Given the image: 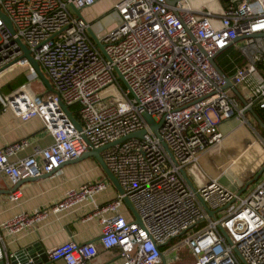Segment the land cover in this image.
<instances>
[{
	"label": "built area",
	"instance_id": "1",
	"mask_svg": "<svg viewBox=\"0 0 264 264\" xmlns=\"http://www.w3.org/2000/svg\"><path fill=\"white\" fill-rule=\"evenodd\" d=\"M99 1L0 0L14 32L0 17V76L24 72L27 81L35 77L42 84L21 44L53 89L37 95L26 82L1 99L3 110L16 118L40 119L53 142L16 162L9 158L26 148L27 140L0 147V175L16 186L56 173L88 146L98 149L144 131L101 153L123 190L93 212L101 225L98 244L119 251L115 264H160L174 252L171 261L186 264H264V179L246 193L216 179L192 188L181 173L222 142L221 120L243 117L249 108L264 110V36L249 37L264 33V0H226L219 15L206 6L192 9L185 0H116L111 11L118 24L95 34L93 23L77 18L74 10L82 14ZM229 48L238 55L228 78L244 104L212 64ZM107 89L115 95H103ZM58 100L68 109L77 107L80 130ZM108 185L106 177L86 183L0 223V245L2 234L34 230L50 214L92 202ZM20 197L18 189L9 195L13 202ZM123 197L140 225L121 214ZM97 253L94 243L69 240L38 249L25 264H37L41 255L50 262L89 264ZM3 257L5 264H23L10 263L0 246Z\"/></svg>",
	"mask_w": 264,
	"mask_h": 264
},
{
	"label": "crops",
	"instance_id": "2",
	"mask_svg": "<svg viewBox=\"0 0 264 264\" xmlns=\"http://www.w3.org/2000/svg\"><path fill=\"white\" fill-rule=\"evenodd\" d=\"M106 1L101 0L85 10L88 11L90 17H93L95 13L100 12L99 6ZM114 2L107 1V7H111ZM21 75L26 76L24 72L16 75H1L0 89L13 80L17 81ZM11 91L5 93L0 91V104L1 99ZM257 126L259 127L256 119L250 113H246L243 117L221 120L218 129L224 137L222 142L201 153L198 163L187 166L184 170L192 186L198 188L209 180L216 179L230 189L239 187V192L246 189L247 193L258 181L264 179V138ZM21 140H27L28 146L11 156L10 162L28 157L34 149L45 148L53 142L52 136L46 132L40 119L20 120L11 110L0 109V147ZM261 170L259 177L253 180ZM104 177V172L96 160L92 157H85L62 165L56 173L47 178L20 183L15 189L19 190L21 197L17 202H13L10 201L8 192L14 186L5 176L0 175V223L18 214L34 212L48 206L59 200L67 191ZM245 184L246 188H244ZM117 195V190L109 183L103 192L94 196L92 202H86L58 214H50L34 230L24 231L10 237L2 234L3 245H0L2 253L6 254L10 261L16 252L33 244H37L42 251L73 240L78 244H96L97 256L89 264H115L119 259V251L116 248L104 250L98 244L101 225L93 216V212L96 206L112 201ZM120 211L125 220L135 222L133 214L124 204ZM166 256L165 264L180 263L171 261L172 256L166 261ZM0 261L6 263L5 257ZM44 264L65 263L62 260L54 262L47 260Z\"/></svg>",
	"mask_w": 264,
	"mask_h": 264
},
{
	"label": "water",
	"instance_id": "3",
	"mask_svg": "<svg viewBox=\"0 0 264 264\" xmlns=\"http://www.w3.org/2000/svg\"><path fill=\"white\" fill-rule=\"evenodd\" d=\"M172 4H174V2H171ZM75 12V15L77 18H82V14L80 12V10L76 9L74 10ZM0 17L4 20V22L6 23L8 29L10 30V32L13 34V30H12V26H11V23L10 21L7 19V17L2 14L0 12ZM88 34L90 36V38L92 39V41L95 43V45L101 50L103 51V46L99 43L98 39L96 38L95 34L92 32V30H89L88 31ZM260 36H264V33H257V34H253L249 37L251 38H254V37H260ZM239 39H237L235 41L238 42ZM19 42V41H18ZM20 44V42H19ZM20 47L22 48L23 52H24V56L26 58H28L30 60V63H31V66L32 68L34 69L35 71V74L36 76L38 77V79L40 80V82L43 84V86L46 88V90L48 92H51L53 93V89L50 85V83L48 82V80L46 79V77L44 76V74L42 73V71L40 70L39 68V65L36 61H34L31 57H30V53H29V50L27 49V47L25 45H21L20 44ZM212 64L213 66L215 67L216 71L220 74V76L225 79V82H226V89H230L242 102V104H244V102L242 101V99L240 98L237 90L232 86L229 78L227 76H225L222 71L218 68V66L215 64L214 62V59H212ZM3 71L2 69L0 70V72ZM120 80L122 81L121 77H120ZM59 101V104L61 105V107L64 109V111L66 112V114L68 115V117L70 118L71 122L74 124V126L76 127L77 130H80L81 129V126L80 124L77 122V120L73 117L72 113L70 112V110L63 105V103ZM246 113H250L257 121L259 127L264 131V124L260 121V119L257 117V115L255 114V111L254 109L252 108H249L247 111H245L244 115ZM147 122L151 125V129L156 132L157 130V125L153 123L152 120L149 119L148 116L145 117ZM144 134V131H140V132H136V133H133V134H130L128 135L127 137L125 138H122L120 140H118L117 142H114V143H109L107 145H105L104 147H101V148H98V149H94L93 147L91 146H88V152H86L85 154H83L82 156H80L78 159H82V158H85V157H92L96 160V162L99 164V166L101 167L102 171L104 172V175L105 177L107 178L108 182L110 184L113 185V187L117 190L118 194H121L123 195V190L122 188L120 187L117 179L114 177V175L110 172V170L107 168L105 162L103 161L102 159V156H101V153L117 144V143H120L122 142L123 140L125 139H128V138H133V137H142V135ZM76 159V160H78ZM75 161V160H74ZM71 162H67L65 164H70ZM262 170L255 176V178L253 180H256L259 175L261 174ZM182 173V176L183 178L185 179V181L187 182V184L193 188L191 182L188 180L187 176H186V173L184 171L181 172ZM53 173H50V174H44L42 175L40 178H47L49 176H51ZM38 178V179H40ZM36 179V180H38ZM35 179H28V180H24V181H21L19 182L16 186H14V188L9 191L8 193H11L20 183L22 182H29V181H33ZM246 188V184H245V187ZM123 204L131 211V213L133 214L134 218H135V222L140 225V220H139V217L137 215V212L135 211L134 207L132 206L131 202L128 200V198L126 197H123ZM208 214L209 215H212V212L208 211ZM38 249H40L38 247L37 244H33L32 246H29L27 248H25L24 250H19L18 252H16L11 258H10V261L12 263H16V262H21L23 264L27 263V255L28 256H33L34 255V252L35 251H38ZM36 263L37 264H44L47 262V258L44 256V255H41L39 258L35 259ZM162 263L165 264V259L163 258L162 259ZM0 264H5L4 261H0Z\"/></svg>",
	"mask_w": 264,
	"mask_h": 264
},
{
	"label": "rangeland",
	"instance_id": "4",
	"mask_svg": "<svg viewBox=\"0 0 264 264\" xmlns=\"http://www.w3.org/2000/svg\"><path fill=\"white\" fill-rule=\"evenodd\" d=\"M107 1L114 2L116 0H107ZM107 1L99 6V9H101L100 12L95 13L93 17L91 16L92 18L89 16V13L87 10L82 11V16L87 21H90L93 23L92 29H93L95 34H98L102 31H104L103 34H105L111 28L116 26L119 22L117 16L111 11V7H107V5H106ZM185 3L188 4L192 9H195V10L200 8L201 6H206V8L208 10H210L211 13H213V14L219 15L222 12V9H221V6H220L218 0H185ZM211 23L213 24V26L215 28H217L218 21L216 19H211ZM103 34H101L100 36H102ZM235 57H237V52L233 48H229L224 53L218 55L215 58V62L217 61L218 63H221L224 61L226 63H230L231 60H234ZM27 84H28V87L30 89H32L37 95H41L45 92V88L43 87L42 84L38 83V81L35 77H33V78L29 77ZM120 84H122V83L120 82ZM102 94L103 95H107V94L115 95V91H113L111 89H107ZM262 177H260V179H262ZM163 249H165V247ZM182 252L183 253H181L180 256L183 257L185 252L184 251H182ZM175 255H176V252L168 254L166 256V258H167L166 261H168L171 256H175ZM170 263L171 262H169L168 264H170ZM179 264H186V261H182Z\"/></svg>",
	"mask_w": 264,
	"mask_h": 264
},
{
	"label": "trees",
	"instance_id": "5",
	"mask_svg": "<svg viewBox=\"0 0 264 264\" xmlns=\"http://www.w3.org/2000/svg\"><path fill=\"white\" fill-rule=\"evenodd\" d=\"M220 6H222V8L225 7L226 5V0H218ZM224 53V52H223ZM238 55V54H237ZM216 64L218 66V68L222 71L223 74H225L227 77L230 76L231 74V69L233 68L232 65L230 63H226V62H221L218 63L216 61ZM264 68V66H263ZM27 82V78L24 75L19 76V79L17 81H11L7 84H5L0 91H2L3 93L5 92H9L13 89H15L17 86H19L20 84L26 83ZM0 109H2V105L0 104ZM70 112L72 113V115L74 116V118L76 120H79V117L77 115V107L76 106H70L69 107ZM263 112L264 110H255V114L257 115V117L263 122L264 124V116H263ZM257 128L260 130V133L262 135V137L264 138V131L261 130L258 126Z\"/></svg>",
	"mask_w": 264,
	"mask_h": 264
}]
</instances>
